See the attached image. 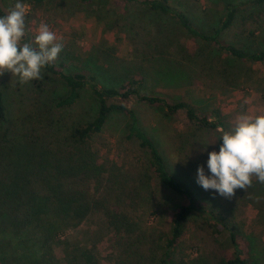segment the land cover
<instances>
[{"label":"rangeland","instance_id":"rangeland-1","mask_svg":"<svg viewBox=\"0 0 264 264\" xmlns=\"http://www.w3.org/2000/svg\"><path fill=\"white\" fill-rule=\"evenodd\" d=\"M171 1L186 8L196 25L209 34L219 26L226 0ZM245 1H235L245 4L244 14H260ZM16 2L6 0L5 7L11 9ZM28 6L22 43L31 42L39 25L46 23L64 45L53 62L59 73L84 72L95 77L100 85H115L126 74L143 73L145 93L187 102L201 115L219 110L226 130L242 114L264 115V63L234 62L224 53L187 38L170 18L140 6L126 7L122 0H90L86 4L77 0H46ZM261 14L257 31L255 25L245 26L247 32L255 31L253 38H247V32L241 33L237 24L221 34V40L239 47L246 44L264 49V9ZM176 68L181 69L183 79L173 80L165 75L168 70L180 74ZM0 91L7 110L5 132L13 143L22 141L28 133H37L45 145L62 148L68 145L72 129L87 123L94 115L95 101L87 88L73 107L56 110V101L67 89L58 75L45 69L42 79L23 85L18 77L5 72L0 75ZM126 104L143 119L171 174L191 187L201 201L229 216L250 245V264H264V184L253 177L251 187L236 189L230 199L221 197L215 190H204L196 183V169L203 166L205 174H209L207 153L219 151L222 143L217 139L219 135L192 126L184 112L160 117L153 109L132 99ZM126 126L124 116H112L91 141V149L123 172L139 175L145 154L135 142L126 139ZM216 139L215 144L207 145L206 151L201 152L205 147L202 143ZM144 195L147 200L138 216L141 230L147 235L166 230L171 210L181 203L180 198L156 181L150 182V189ZM101 223L100 214H92L78 227L65 232V238L54 240L36 238L0 221L4 263L115 264L116 255L122 254L123 242L111 238ZM201 226L203 219L199 216L187 223L177 255L181 264H200L199 257L207 240ZM135 239L141 253L139 264H150L147 253L154 238H132ZM50 253L52 257L47 258Z\"/></svg>","mask_w":264,"mask_h":264},{"label":"trees","instance_id":"trees-1","mask_svg":"<svg viewBox=\"0 0 264 264\" xmlns=\"http://www.w3.org/2000/svg\"><path fill=\"white\" fill-rule=\"evenodd\" d=\"M2 1L6 6V0ZM45 1L20 0L27 5H39ZM77 1L86 4L90 0ZM122 1L126 7L140 6L170 18L187 38L211 47L214 52L224 53L234 62L264 63V49L246 44L239 47L221 40V34L237 24L243 34L247 32L245 26L248 23L255 25L257 31L263 17L264 0L245 1L260 14H244L242 6L245 4L226 0L223 18L209 34L196 25L186 8L171 0ZM254 34L255 31H248L246 36L253 38ZM44 69L58 75L67 89L66 94L56 101V110L73 107L82 90L87 88L95 101L94 115L87 123L72 129L68 145L62 148L45 145L37 133H28L18 144L13 143L5 132L7 110L0 91V221L36 238L56 240L65 238V232L75 229L92 214H100L101 226L109 236L123 242L122 254L116 255L115 264H139L141 261L140 248L134 242L137 239L132 238H154L148 248L150 260L147 259V263L181 264L177 255L187 223L199 216L203 219L200 229L207 234L200 264H250V245L239 226L214 205L201 201L191 187L171 174L161 151L144 127L143 119L127 106L126 101L132 99L145 105L160 117L184 112L192 126L215 131L220 136L218 129L225 127L219 110L201 115L187 102L147 94L144 89L146 77L139 72L126 74L115 85H100L95 77L84 72L59 73L53 63ZM176 70L180 74L168 70L165 75L173 80L183 79L181 69ZM114 115L127 119L126 139L135 142L145 154V164L139 175L127 170L123 172L122 168L101 159L91 149L93 138L103 131ZM151 181L179 197L181 203L172 208L166 230L147 235L140 228L138 216L147 200L144 194L149 191ZM155 214L152 212L153 216ZM1 252L0 247V264H5ZM49 257L52 253L47 254Z\"/></svg>","mask_w":264,"mask_h":264},{"label":"clouds","instance_id":"clouds-1","mask_svg":"<svg viewBox=\"0 0 264 264\" xmlns=\"http://www.w3.org/2000/svg\"><path fill=\"white\" fill-rule=\"evenodd\" d=\"M3 9L0 15V75L11 72L22 85L42 79V69L55 62L63 49L62 39H58L46 23H41L33 40L22 43L29 6L17 0L11 9ZM218 131L221 135L217 139L222 141L219 151L207 153L209 174H205L203 166H198L196 183L206 191L215 190L229 199L236 189L251 187L253 177L264 184V115L242 114L229 130L221 127ZM217 139L202 143L205 147L201 152Z\"/></svg>","mask_w":264,"mask_h":264},{"label":"water","instance_id":"water-1","mask_svg":"<svg viewBox=\"0 0 264 264\" xmlns=\"http://www.w3.org/2000/svg\"><path fill=\"white\" fill-rule=\"evenodd\" d=\"M3 8H6V7L4 6L3 1L0 0V11H1L2 14L4 13V9Z\"/></svg>","mask_w":264,"mask_h":264}]
</instances>
